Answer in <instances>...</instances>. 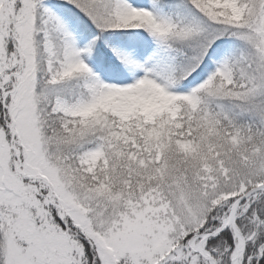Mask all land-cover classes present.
I'll return each instance as SVG.
<instances>
[{"label":"snow or ice","instance_id":"6c2138e0","mask_svg":"<svg viewBox=\"0 0 264 264\" xmlns=\"http://www.w3.org/2000/svg\"><path fill=\"white\" fill-rule=\"evenodd\" d=\"M0 264H264V0H0Z\"/></svg>","mask_w":264,"mask_h":264}]
</instances>
